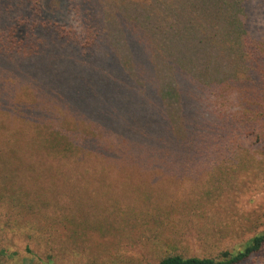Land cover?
I'll use <instances>...</instances> for the list:
<instances>
[{"label":"rangeland","instance_id":"obj_1","mask_svg":"<svg viewBox=\"0 0 264 264\" xmlns=\"http://www.w3.org/2000/svg\"><path fill=\"white\" fill-rule=\"evenodd\" d=\"M75 1L0 0V264L216 257L264 233L263 148L226 122L258 68L215 0Z\"/></svg>","mask_w":264,"mask_h":264},{"label":"trees","instance_id":"obj_2","mask_svg":"<svg viewBox=\"0 0 264 264\" xmlns=\"http://www.w3.org/2000/svg\"><path fill=\"white\" fill-rule=\"evenodd\" d=\"M258 1H260V6H254V0H215V4L219 9L221 16L223 15V18L226 21L227 29H225L224 36L228 38V42H232L233 44L235 43L239 47H242L245 50L246 57L255 63L258 68V73L256 75L260 83L259 87L253 86L245 88L238 95V102H242L244 105V107H242L239 111L243 125L237 122L233 125L232 120L226 119L228 129L232 133L240 135V138L243 136L247 137L251 141V145H259L264 151V38L255 34L251 26L256 20V16L254 15L255 10L258 8V10H261L262 5L264 4V0ZM85 2L86 0L75 1V8L78 12H83L82 4ZM87 28L89 29H85L82 35L83 39L88 37L89 34L92 35L90 27ZM95 36L96 35H92V38L95 39ZM72 38L75 40L73 41V46H77L79 41L82 39L79 34ZM27 40L28 42H21L23 45H28V47L23 49L25 53L32 51L30 45L36 49V44L43 40V35L40 31H33L32 34L28 36ZM57 41L58 43L61 42V38L58 37ZM89 59L91 61H95L99 58L96 56L95 51H92L91 58ZM214 90L213 95L217 92L218 88H215ZM209 96L207 98H209ZM213 99L214 98H212V100ZM252 99L257 100V104L253 105L256 106L254 110L252 109L250 103V100ZM220 118L224 120V116H222L221 113ZM37 132L41 134L39 135L37 133L38 141L48 140L42 132ZM68 135L69 137H64V139L67 141L69 146L72 147L74 142L73 138L79 140V135H73V137L70 133H68ZM231 139V136H227L224 139V145H227ZM54 142H58L60 144V142L55 139L49 140V143ZM88 144L89 142L87 141H78V145L80 146H88ZM41 147L55 149L57 150L56 153L58 155L63 154L68 156H79L77 152L72 150L69 151V148L67 147L57 149L52 144L47 145L45 143H41ZM263 250L264 233H260L246 240L240 248L223 250L216 257L195 255L184 256L180 253L172 252L159 256L152 264H241L250 257L258 255Z\"/></svg>","mask_w":264,"mask_h":264}]
</instances>
